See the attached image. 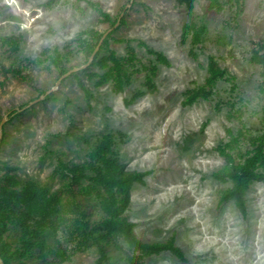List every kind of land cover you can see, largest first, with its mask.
<instances>
[{
  "label": "rangeland",
  "instance_id": "374dc122",
  "mask_svg": "<svg viewBox=\"0 0 264 264\" xmlns=\"http://www.w3.org/2000/svg\"><path fill=\"white\" fill-rule=\"evenodd\" d=\"M107 32L96 62L111 53L124 60L130 79L119 91L98 84L108 69L83 49L84 39ZM0 39V196L33 183L47 201L55 197L48 214L42 198L31 206L45 218L47 244L72 253L64 264L101 257L78 228L75 203L90 223L104 216L98 192L79 191L94 184L86 166L106 135L127 173L144 175L124 214L132 234L183 257L145 251L117 231L101 243L112 264H125L126 254L141 264H264V168L240 193L233 176L264 133V71L253 62L264 43V0H195L192 10L179 0H0ZM211 59L226 79L209 87ZM203 87L207 96L188 101ZM19 237L9 226L3 239L16 248Z\"/></svg>",
  "mask_w": 264,
  "mask_h": 264
},
{
  "label": "trees",
  "instance_id": "16d2710c",
  "mask_svg": "<svg viewBox=\"0 0 264 264\" xmlns=\"http://www.w3.org/2000/svg\"><path fill=\"white\" fill-rule=\"evenodd\" d=\"M194 1L179 0L180 3H185L190 10L193 9ZM217 1L213 0V2ZM102 14L106 20H110L109 15ZM117 22V20L114 21L113 26ZM193 31L194 43L198 44L202 40L201 37L205 33V28L194 29ZM92 37H94V41L92 42L86 39L82 41L83 49L89 55L94 53L101 38L96 33H93ZM5 43H12L14 46H18L17 40L14 39H9ZM99 55L100 51L96 53L93 64L103 63V67L107 68L108 71L100 77L98 84L103 85L113 82L115 89L118 91L122 90L130 79L128 71L124 70V60L118 59L114 53H111L109 57L102 58L96 62ZM58 58L55 57L53 59V63L56 65L61 62ZM129 58L130 61L136 60V55L133 50H131ZM108 61L111 64H108ZM253 62L261 66L264 71V43L258 46V50L253 56ZM154 71L155 69H153V73ZM15 72L20 74V71ZM221 79H226V72L220 69L216 62L211 59L207 86L212 87ZM151 81L152 79L149 78L148 82L150 83ZM260 94L264 100V82L260 86ZM200 96H207L204 87L195 92L188 101ZM262 112V126L264 129V106ZM234 142H237V138L234 139ZM250 144L254 149L249 153L246 160L241 164L233 166L235 172L233 176L238 181V193L241 191L240 186L244 185L251 178H258L260 175L256 173L257 170L264 168V133L256 138H252ZM115 145V136H103L100 144L92 152L89 164L86 166L94 174L92 178L94 184L79 191L82 195H90L91 190L98 192V196L101 199L100 208L104 216L100 221L90 223L86 220L85 213H82L80 205L75 203V209L81 213L79 221H77L78 228L87 234L92 242L99 247L101 257L98 264H112L111 258L108 257L101 243L109 240L108 238L117 231L125 233L130 242L138 248L154 252L169 250L182 259V255L172 244L166 246L142 245L132 234L131 228L133 225L127 222L128 220L124 217V214L130 202L129 190L132 184L142 181L144 175L127 173L126 166L119 161L117 152L114 150ZM231 148L233 149L234 147ZM232 164L231 162L230 165L232 166ZM73 170L74 172H81L83 168L74 167ZM46 194L45 189H41L33 183H27L20 192L15 193L11 197L0 196V260L3 264H12L11 262L14 259H19V263L17 264H26V258L34 257L43 260V264H64L71 259L72 253L68 249L62 248L59 242L55 243L56 245L47 244L45 228L42 225L45 218L40 220L35 219L31 202L37 198H42L45 202L47 214L55 210V197L47 201L45 199ZM9 226L17 228L20 231L19 245L16 248L3 239L4 233L9 230ZM125 256V264H141L135 257L127 254Z\"/></svg>",
  "mask_w": 264,
  "mask_h": 264
},
{
  "label": "water",
  "instance_id": "95a60500",
  "mask_svg": "<svg viewBox=\"0 0 264 264\" xmlns=\"http://www.w3.org/2000/svg\"><path fill=\"white\" fill-rule=\"evenodd\" d=\"M120 20H121V18L118 20V22L116 23V25L114 26V28L119 27V25H120ZM109 32H110V31H109ZM109 32H107V33H105V34L103 35L102 40L100 41L99 45L97 46V48L95 49V51H94V53H93V57H94V56L96 55V53L99 51L100 46H101L103 40L108 36ZM65 76H66V75H65ZM39 100H40V99H39ZM39 100H38V101H39ZM4 122H5V121H3L2 124L0 125V129H1V131H2V129H3V124H4ZM1 134H2V132H1ZM1 264H3V263L1 262Z\"/></svg>",
  "mask_w": 264,
  "mask_h": 264
},
{
  "label": "bare ground",
  "instance_id": "6f19581e",
  "mask_svg": "<svg viewBox=\"0 0 264 264\" xmlns=\"http://www.w3.org/2000/svg\"><path fill=\"white\" fill-rule=\"evenodd\" d=\"M167 122V121H166Z\"/></svg>",
  "mask_w": 264,
  "mask_h": 264
}]
</instances>
